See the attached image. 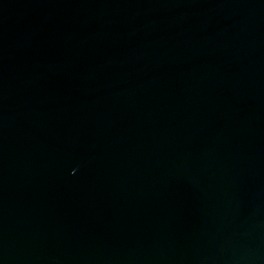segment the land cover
Segmentation results:
<instances>
[{
  "label": "water",
  "instance_id": "1",
  "mask_svg": "<svg viewBox=\"0 0 264 264\" xmlns=\"http://www.w3.org/2000/svg\"><path fill=\"white\" fill-rule=\"evenodd\" d=\"M0 264H264V0H0Z\"/></svg>",
  "mask_w": 264,
  "mask_h": 264
}]
</instances>
